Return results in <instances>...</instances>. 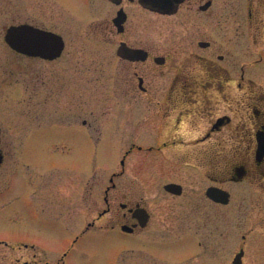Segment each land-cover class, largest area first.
<instances>
[{
  "label": "rangeland",
  "instance_id": "rangeland-1",
  "mask_svg": "<svg viewBox=\"0 0 264 264\" xmlns=\"http://www.w3.org/2000/svg\"><path fill=\"white\" fill-rule=\"evenodd\" d=\"M64 1L69 6L82 2L0 0V147L5 155L0 166V241L6 243L0 244V264H25L34 260L35 252L39 264H108L129 248L149 246L142 233L118 228L81 236L86 223L105 208L107 186L116 204L145 199L160 230L170 216H195L201 229L193 240L208 249L196 256L199 262L231 264L241 236L247 235L249 244L253 241L244 262L264 264V191L235 190L229 208L211 205L201 192L212 184L209 176L220 172L199 155H187L189 144L170 146L165 153L146 151L143 146L160 143L145 138L138 80L117 56L118 44L100 42L112 37L96 27L105 14L80 10L64 23ZM181 22H189L187 16H138L125 37L143 30L148 38L169 44L186 37L169 30ZM22 23L61 34L66 41L61 57L46 61L12 50L4 40L6 28ZM146 82L157 87L163 79L156 75ZM113 173H121L115 188ZM172 181L186 186L185 202L164 195L163 186ZM176 231L151 238L180 254L184 246ZM253 232L258 237L250 239ZM165 251L159 250L161 258H166Z\"/></svg>",
  "mask_w": 264,
  "mask_h": 264
},
{
  "label": "flooded vegetation",
  "instance_id": "flooded-vegetation-1",
  "mask_svg": "<svg viewBox=\"0 0 264 264\" xmlns=\"http://www.w3.org/2000/svg\"><path fill=\"white\" fill-rule=\"evenodd\" d=\"M80 10L105 14L96 21V27L108 31L112 37L100 40L101 43L118 44V47L124 43L148 53L144 61L119 57L138 80L135 91L139 90L143 99L140 121L145 138L160 143L143 146L146 151L165 153L170 146L189 144L192 149L187 155L192 158L199 155L206 166L220 172L218 177L209 176L212 184L201 192L203 200L211 205L229 208L235 190L264 191V0H82L72 6L64 1V23L68 15L79 16ZM146 14L187 16L189 22L175 23L169 29L186 37L167 44L162 39L148 38L141 30L136 37L126 38L127 32L132 30L129 25ZM119 16L125 17L124 21H118L122 22V32L115 21ZM156 75H160L163 82L157 87L149 86L146 79ZM130 112L131 117L134 116L132 107ZM137 148L143 149L142 146ZM133 150L131 147L127 153ZM121 173L112 174L113 188L116 187L113 180ZM177 184L182 188L179 194L165 190L166 184L163 186L164 195L175 202L184 200L187 194L186 186ZM210 187L227 191L228 202L209 198ZM109 192L110 186H107L105 208L86 223L81 236L117 228L123 231L122 227L128 225L132 231L123 232L142 233L144 244L149 246L129 248L108 264H213L209 259L199 262L200 258L196 257L208 249L202 242L193 240L201 229L195 216H170L169 224L163 226L166 229L160 230L145 199L133 205L129 201L116 204ZM138 208L145 209L148 216L144 226L139 225L134 215ZM175 229L179 230L175 233H181L184 246L180 254H174L172 247H161L159 241L151 238L155 233H170ZM241 237L243 242L236 254L242 251V264H246V249L253 240L249 244L247 235ZM256 237L253 232L250 239ZM0 244L6 245L2 241ZM25 247L36 250L33 245L25 244ZM159 250H166L167 259L161 258ZM33 256L34 260L24 263L39 264L36 252ZM68 256L64 254V263ZM174 257H177L176 262L169 261Z\"/></svg>",
  "mask_w": 264,
  "mask_h": 264
},
{
  "label": "water",
  "instance_id": "water-1",
  "mask_svg": "<svg viewBox=\"0 0 264 264\" xmlns=\"http://www.w3.org/2000/svg\"><path fill=\"white\" fill-rule=\"evenodd\" d=\"M125 17H117L115 20L120 32L123 31L122 22ZM6 43L16 52L29 56L40 57L46 60H54L62 55L65 47L63 37L53 31L45 30L43 28L34 26L32 24L24 23L19 25H11L5 31ZM118 55L121 58L129 60H146L148 57L147 51L143 49H135L122 43L118 48ZM1 133V129H0ZM3 161V154L0 149V165ZM124 163V162H122ZM169 192L179 194L181 192V185L170 183L165 186ZM209 198L216 202L227 203L229 200V193L216 187H210L207 191ZM139 220L140 225L144 226L147 220L145 211H136L134 214ZM132 228L123 226V230L131 232ZM243 252L238 253L233 261V264H242Z\"/></svg>",
  "mask_w": 264,
  "mask_h": 264
}]
</instances>
